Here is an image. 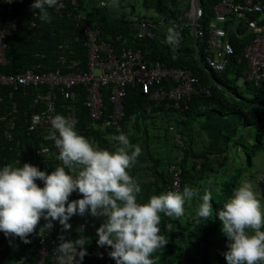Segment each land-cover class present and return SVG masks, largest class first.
Wrapping results in <instances>:
<instances>
[{
	"label": "trees",
	"instance_id": "obj_1",
	"mask_svg": "<svg viewBox=\"0 0 264 264\" xmlns=\"http://www.w3.org/2000/svg\"><path fill=\"white\" fill-rule=\"evenodd\" d=\"M62 1L66 3V13L61 15L49 9L52 19L50 23H47L41 21L38 10L35 11L37 15L30 14L29 8L34 0H16L20 24L18 30L8 39L9 63L1 67L0 72L16 75L38 67L40 71L50 70L57 66L56 63L63 52L71 61H81V68L86 69V52L82 41H78L86 26L98 29L102 39L112 43L117 51L123 48L142 50L146 61L151 65L161 62L168 67L192 70L199 79L200 87L208 89L211 92L210 96L204 93L194 94L189 100H183L179 108H175L174 102L158 104L150 100L139 86H128L125 98L124 130L120 134L128 135L133 145L142 148L144 154L139 159L149 161L146 173L149 174L152 183L146 190L142 189L138 195V203H147L153 195L168 192L172 179L167 170L177 159L170 156L173 151L175 154V150L184 153V158L179 164L182 168V183L179 191H182L185 186H190L201 194L207 191L212 193L214 211L208 220H201L199 223L196 221L195 213L198 210L196 198L185 205L186 212L181 218L161 214L160 234L167 239L168 245L154 253L152 258L155 264H227L224 253L228 251L229 241L222 233V223L216 213L247 177L256 180L257 187L264 197V183L259 182L260 174L257 175L256 171L252 172L260 157L264 155V82L259 85L246 83L244 88L247 95L240 92L238 86L239 79L245 77V73L248 72L243 51L254 40V32L247 24L234 25L236 16H231L230 22L226 23L225 27L229 31L236 54L229 58L224 71L214 72L208 67L206 61L209 55L208 39L202 40L197 37L192 29H187L183 34L179 33L180 44L175 51L165 43L167 33H164L162 29L157 31L158 38L155 40L137 37V24L143 18L156 20L157 17H165L178 21L187 20L185 11L179 4L180 0H172V2L144 0V8L153 13L150 17L137 14L136 6L129 4L132 0H121L118 8L111 9L94 5L90 11L87 9L88 0H76V4H73V0ZM201 1L204 17L200 20V26L207 32V38H209L207 27L215 18V7L222 0ZM240 1L235 0V2ZM5 9L6 5L3 0H0V13L2 14ZM67 12L84 14L87 19L86 25L68 17ZM251 19L257 22L259 29L264 27V15L253 14ZM118 37H121L122 41L118 42ZM161 86L173 88L175 84L162 81L154 89ZM0 91L6 95V90ZM29 92L32 91L29 90ZM85 95L86 93L82 92V98H85ZM18 96L21 94L18 93ZM17 100L20 104L14 135L17 140H22L23 148L20 147V149L28 153L29 158L24 163L37 166L41 171L51 174L56 167L62 165V162L55 155L44 159L36 154L37 148L44 141L39 133L32 135L31 138L26 134L27 121L33 112L32 97L22 99L17 97ZM105 100L108 102V97H105ZM82 102L81 100L80 103L75 104L80 120L77 132L90 142V137H94L99 148L115 151L117 142L113 137L117 135L87 129L91 124L90 113ZM168 103L171 104L169 107ZM164 117L169 119L165 124L158 125L156 118L160 121ZM217 118H235L237 121L235 135L226 136L231 141L225 148L199 149V139L197 141L195 137V133L196 136L198 135V126L204 121ZM148 120L154 121V125H150L154 126V131L157 132L155 136L150 135V128L145 125ZM175 132L184 139L185 148L173 143L176 138L175 134L173 137ZM137 135L144 136L141 139ZM155 139H160V142H157L159 147L157 149L152 147ZM162 143L166 146V150L171 149V152H167L163 158H160L158 155H161L160 144ZM11 149L12 143L5 139L4 132L0 130V160L3 162L7 159V164L14 165L17 148L14 146ZM246 164L247 169H245ZM130 175L137 179V175ZM77 195L74 193L72 199L76 200ZM95 220L91 222L87 230L89 244L84 264H115V260L109 256L110 249L100 248L96 243L98 237L94 233L97 222ZM44 224L42 220L36 232L28 237L32 241L29 244L23 243L18 237H5L3 233H0V264H25L27 261H34L37 254L34 244L42 235L56 236L59 240L62 234L55 229L46 230L41 235L40 230ZM70 231L73 233L65 236L67 239L80 238L78 231L72 229ZM47 264H57V260L53 262L49 258Z\"/></svg>",
	"mask_w": 264,
	"mask_h": 264
},
{
	"label": "clouds",
	"instance_id": "obj_2",
	"mask_svg": "<svg viewBox=\"0 0 264 264\" xmlns=\"http://www.w3.org/2000/svg\"><path fill=\"white\" fill-rule=\"evenodd\" d=\"M118 3L112 0L113 6ZM61 6L62 0H34L31 5L47 23L52 19L48 10ZM165 43L174 51L179 48L180 34L174 27L168 28ZM77 124L74 118L63 115L52 119L55 132L50 138L59 150L62 165L51 174L29 163L0 167V233L5 237H18L29 244L32 241L28 237L42 220L47 223L41 235L52 230L56 222L68 232L73 227L69 223L73 217L90 215L103 218L96 243L110 249L109 256L115 264H155L154 253L168 245L160 234L161 214L181 218L185 205L196 198V221L212 216L211 191L201 194L190 186L138 203L142 187L129 170L138 162L142 148L133 145L128 135L119 134L113 137L117 142L115 151L101 149L77 132ZM74 193L82 198L71 200ZM216 216L229 241L224 253L227 264H264V204L253 183L242 181ZM85 230L82 225L77 230L80 238L75 240L59 237L57 264H84L89 244L83 235Z\"/></svg>",
	"mask_w": 264,
	"mask_h": 264
},
{
	"label": "built area",
	"instance_id": "obj_3",
	"mask_svg": "<svg viewBox=\"0 0 264 264\" xmlns=\"http://www.w3.org/2000/svg\"><path fill=\"white\" fill-rule=\"evenodd\" d=\"M168 1L172 2V0ZM189 1V10L185 12L187 20L178 21L165 17L157 20L143 18L137 24V37L155 40L158 38L157 31L165 27H174L180 34L192 29L197 37L202 40L208 39L209 55L206 60L208 67L214 72H222L226 69L229 58L236 54L229 31L225 27L226 23L230 22V17L234 15L236 16L234 25L247 24L255 34L254 40L243 51V58L248 64V72L245 73L246 83L259 85L264 82V27L259 29L257 22L251 19L253 14L264 15V0L240 2L222 0L215 7V18L207 27L209 38L207 32L200 26V20L204 17L202 1ZM3 2L6 9L2 14L0 13V68L9 63L8 39L18 30L20 24L16 0H3ZM120 2L121 0L118 5ZM73 4H76V0H73ZM179 4L182 10L186 8L185 0H180ZM99 7L118 8L112 5V0L101 2ZM53 10L61 15L66 13V3L62 1V6ZM29 12L37 15L32 7L29 8ZM67 15L83 25L87 20L84 14L67 12ZM78 41H82L86 52V69L81 68V61H71L63 52L56 63L57 66L50 70L40 71L38 67L16 75L0 72V90H6V95L0 91V130L4 132L5 139L12 143V149L14 146L17 148L18 159L16 157L14 161L16 167H22L24 161L29 158L28 153L20 149L23 148L22 140H17L14 135L20 104L17 97L21 99L32 97L33 112L27 121L26 134L30 138L36 133L40 134L44 142L37 148L36 154L47 159L54 155L58 158L59 155L54 140L50 138L55 132L52 119L56 115H63L74 118L79 123L75 104L80 103L81 100L90 113L91 124L88 130L94 129L102 133L119 135L124 130L128 86H139L150 100L158 104L174 102L175 108H179L183 100H189L194 94L211 95L208 89L200 87L199 79L192 70L168 67L161 62L151 65L146 61L142 50L123 48L117 51L112 43L102 39L98 29L86 26ZM117 41H122L121 37H118ZM162 81L173 82L175 86L173 88L161 86L154 89ZM82 92L86 93L85 98H82ZM18 93L21 96H18ZM105 97H108V102ZM170 105L168 103V107ZM174 134L176 136L174 144L185 148L182 136L177 132ZM90 140L93 145L99 147L94 137H90ZM176 158L175 163L167 170L172 179L168 191L181 189L182 168L179 164L184 158L183 151H178ZM5 165H8L7 159L3 162L0 160V167ZM259 182L264 183V172ZM58 245L59 240L56 236L42 235L34 244V249L37 250L36 258L25 264H47L49 258L53 262L56 261Z\"/></svg>",
	"mask_w": 264,
	"mask_h": 264
},
{
	"label": "crops",
	"instance_id": "obj_4",
	"mask_svg": "<svg viewBox=\"0 0 264 264\" xmlns=\"http://www.w3.org/2000/svg\"><path fill=\"white\" fill-rule=\"evenodd\" d=\"M185 3H186V5H185L186 8H184L183 11L186 12L189 10L190 1L185 0ZM129 4L134 5L133 1H130ZM136 10H137V8H136ZM137 14H140L143 16H148V17L153 16L152 12H148L147 10L145 11L144 9L140 10V13H137ZM155 19L157 20L158 17ZM168 28H170V27H165L162 29V31L164 33H167ZM158 119L159 118H156V120H158ZM168 119L166 117L162 118L160 120V124H165L166 120H168ZM211 124H213L215 127L218 125V126L222 127V129L215 130L213 127V131L209 132L208 128L211 129V125L210 126L204 125L203 128L206 130L204 133L207 135L201 133L199 136H197L199 139V146L201 148L206 147V148H211V149L225 148L228 145V143L231 141V140L227 139L226 136L230 135L233 137L235 135L236 129H237V121L235 119H226V120H221V121H220V119H216V120L214 119L211 121ZM223 128L224 129H233V130H229V132L227 133V132H224ZM161 132H162V130H161ZM173 137H174V133H173ZM174 142H175V140H173V143ZM160 145H161L160 146L161 147L160 148L161 155H158V157L163 158L167 154V152H169V151L171 152V149L166 150V146L163 145V143ZM155 148L156 149L159 148L158 145ZM152 150H155V149L152 148ZM143 152L144 151H142V154H144ZM177 155H178V151L175 150V154L173 151L172 155H170V156L176 157ZM259 163H260V167L254 171H256L257 175L260 174V177H261L262 173L264 172V161L262 163L260 161ZM148 167H149V161L148 160L142 161L141 159H138V162L136 163V165L132 169L129 170L130 174L137 175L136 180L140 183L143 190H146L147 186H149L152 183V180L150 179L149 174L146 173V171L148 170ZM244 180H249L250 182H252L254 185V189H255L256 193H259V194L261 193V191H259V188L257 187V182L255 179H251V178L247 177ZM77 196H78V198H76V199L82 198V196H80V195H77ZM71 200H75V199L73 198ZM262 204H264V202H262ZM95 219L97 220V222L94 226V228L96 230L104 222L103 218L92 217L90 215L85 216V217L76 216V217H73L72 220L69 221V223L72 224V226H73L72 230H74V231H77L82 225L85 226L86 230L83 233V235L87 237L88 236L87 235L88 234V231H87L88 227L91 225V222H93ZM44 223L46 224L47 221H44ZM55 230L64 236H67V235L70 236L73 233V231L65 232L62 229V226H60L58 222H56V224H55ZM95 230H94V233H97ZM79 235H81V233H79Z\"/></svg>",
	"mask_w": 264,
	"mask_h": 264
},
{
	"label": "rangeland",
	"instance_id": "obj_5",
	"mask_svg": "<svg viewBox=\"0 0 264 264\" xmlns=\"http://www.w3.org/2000/svg\"><path fill=\"white\" fill-rule=\"evenodd\" d=\"M103 1H105V2H109V0H88L87 1V9L90 11L92 8H93V6L94 5H99L101 2H103ZM133 1V4H134V6H136V8H137V13H140V10H142V9H144L145 11H146V9L144 8V6H143V4H144V0H132ZM122 2V1H121ZM109 9H111V7L109 8ZM246 84V79H245V77H242V78H240L239 79V81H238V86H239V90H240V92H242L244 95H247V92L245 91V88H244V85ZM217 119H220V118H217ZM226 118H223V119H220V121L221 120H225ZM228 119H235V118H228ZM216 120V119H215ZM236 120V119H235ZM156 122H157V124L158 125H160V121H159V119H158V121L157 120H155ZM150 124H152V125H154V121L153 120H148L146 123H145V125L147 126V127H149L150 128V135L151 136H155L156 134H157V132H155L154 131V126H151ZM141 125H142V127L144 128V124H143V122L141 121ZM204 125H206V126H210L211 125V129H209L208 128V131L209 132H212L213 131V127H214V129L215 130H220V129H222V127H220V126H214L213 124H211V120H208V121H204L203 123H201L200 124V126H198V129H197V131H198V135L197 136H199L201 133L202 134H205L204 132L206 131L204 128H203V126ZM224 129V128H223ZM229 130H233V129H224V132H229ZM254 135H255V133H253ZM205 135H207V134H205ZM139 138H143V136L144 135H137ZM196 136V133H195V137H196V139H197V141H198V137ZM160 140V139H159ZM159 140H153V143H152V147H156L157 146V142H160ZM155 143V144H154ZM198 148L200 149L201 147L200 146H198ZM261 161V163L264 161V155H262L261 157H260V160L257 162V165H256V168H254V169H252V172L254 171V170H256V169H258L259 167H260V162ZM247 164H246V167H245V169H247ZM257 197H258V199L261 201V203L262 202H264V197H263V195H262V193H257ZM96 232H97V229L95 230Z\"/></svg>",
	"mask_w": 264,
	"mask_h": 264
}]
</instances>
